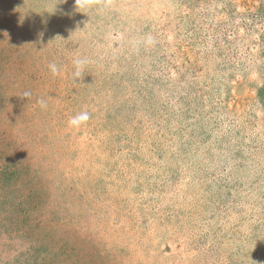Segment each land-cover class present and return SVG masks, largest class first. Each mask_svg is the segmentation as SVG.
Segmentation results:
<instances>
[{"label": "rangeland", "instance_id": "374dc122", "mask_svg": "<svg viewBox=\"0 0 264 264\" xmlns=\"http://www.w3.org/2000/svg\"><path fill=\"white\" fill-rule=\"evenodd\" d=\"M0 264H264V0H0Z\"/></svg>", "mask_w": 264, "mask_h": 264}, {"label": "clouds", "instance_id": "9594fccd", "mask_svg": "<svg viewBox=\"0 0 264 264\" xmlns=\"http://www.w3.org/2000/svg\"><path fill=\"white\" fill-rule=\"evenodd\" d=\"M76 3H79L80 6H84L85 4L88 3V0H76ZM148 42L152 43V39L151 37L148 38ZM88 63L86 58H77L73 61V64L75 66V70L73 72V80L74 82L81 78L82 75L85 73L84 72V68L86 66V64ZM49 69L50 72L53 76H56L59 74V68L55 63H51L49 64ZM31 93L28 91H25L21 97H30ZM40 107L42 109H46L47 108V103L46 101H44L43 99L38 101ZM90 119V114L87 111H81L77 114H75L74 116H72L69 121H68V125L71 128H75L78 129L79 127H81L82 125H84L88 120Z\"/></svg>", "mask_w": 264, "mask_h": 264}]
</instances>
